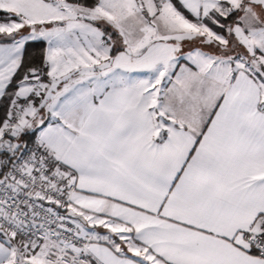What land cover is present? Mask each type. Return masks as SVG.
Instances as JSON below:
<instances>
[{
    "label": "snow or ice",
    "instance_id": "obj_1",
    "mask_svg": "<svg viewBox=\"0 0 264 264\" xmlns=\"http://www.w3.org/2000/svg\"><path fill=\"white\" fill-rule=\"evenodd\" d=\"M0 264H264V0H0Z\"/></svg>",
    "mask_w": 264,
    "mask_h": 264
}]
</instances>
